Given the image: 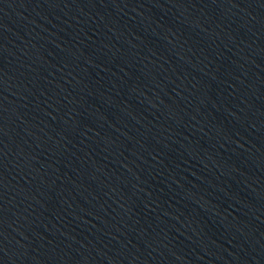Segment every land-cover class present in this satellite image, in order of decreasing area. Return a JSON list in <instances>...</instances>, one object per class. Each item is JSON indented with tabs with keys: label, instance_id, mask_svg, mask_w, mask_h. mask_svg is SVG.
Masks as SVG:
<instances>
[{
	"label": "water",
	"instance_id": "1",
	"mask_svg": "<svg viewBox=\"0 0 264 264\" xmlns=\"http://www.w3.org/2000/svg\"><path fill=\"white\" fill-rule=\"evenodd\" d=\"M0 264H264V0H0Z\"/></svg>",
	"mask_w": 264,
	"mask_h": 264
}]
</instances>
